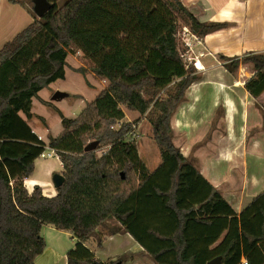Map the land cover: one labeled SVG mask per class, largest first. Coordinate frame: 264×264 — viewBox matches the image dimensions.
<instances>
[{
  "label": "trees",
  "instance_id": "1",
  "mask_svg": "<svg viewBox=\"0 0 264 264\" xmlns=\"http://www.w3.org/2000/svg\"><path fill=\"white\" fill-rule=\"evenodd\" d=\"M48 1L47 12L0 48V264H36L46 246L45 224L77 237L67 264L113 263L83 244L93 237L100 246L101 226L109 234L129 233L155 264H207L217 257L220 264H264V190L237 213L200 173L198 160L181 153L170 126L200 76L183 57L177 15L197 36L226 24L199 21L181 0H67L60 7ZM70 47L91 61L90 71L107 87L75 118L56 109L62 130L46 144L27 120L39 91L64 79ZM218 57L232 74L240 63L251 64L244 87L264 114L258 100L264 53ZM123 108L150 112L161 156L152 171L127 138L137 119L123 121ZM90 141L108 147L98 156L84 151ZM46 145L63 167L64 182L52 197L38 185L29 193L24 184Z\"/></svg>",
  "mask_w": 264,
  "mask_h": 264
},
{
  "label": "crops",
  "instance_id": "2",
  "mask_svg": "<svg viewBox=\"0 0 264 264\" xmlns=\"http://www.w3.org/2000/svg\"><path fill=\"white\" fill-rule=\"evenodd\" d=\"M181 2L199 21L220 22L226 26L203 36L192 37L191 62L200 76L186 89L183 99L170 117L173 140L184 156L192 155L198 160L203 177L219 189L239 213L254 196L264 190V114L244 87L245 81L254 74L251 64L240 63L236 73L232 74L221 64L218 56L222 54L228 58H241L251 52L264 53V0ZM90 73L92 77L95 75ZM100 81L97 87L89 83L88 89L92 90V96L107 87L105 79ZM42 90L32 100L33 116L27 122L32 131L47 143L48 136L59 135L62 128L57 135H53L48 130L45 117L33 110L34 104L51 106L55 112L56 109L63 111L51 97L42 98ZM258 100L264 106V90ZM80 103L85 107L82 100ZM123 110V121L130 122L140 117L131 132L135 131L137 136L135 143L139 157L142 159L144 155L151 159L153 155L149 147L153 146L154 140L151 125L145 123L147 112L141 116L138 111ZM37 118L39 121L44 120L43 128L37 125ZM36 160L33 172L24 179L25 187L30 193L38 185L43 195L52 197L57 193L52 181L56 163L54 160L44 161L39 166V172H36ZM56 162L61 172L63 168L59 156ZM144 163L152 171L160 161L154 167H149L147 161ZM41 235L46 246L35 263L67 264L66 253L78 242L77 237L69 230L57 229L51 224L43 225ZM64 237L67 242H64ZM83 244L103 262H115L119 256H124L122 264H155L129 233L109 234L108 231L100 246L96 245L93 237ZM126 255H130L128 260Z\"/></svg>",
  "mask_w": 264,
  "mask_h": 264
},
{
  "label": "rangeland",
  "instance_id": "3",
  "mask_svg": "<svg viewBox=\"0 0 264 264\" xmlns=\"http://www.w3.org/2000/svg\"><path fill=\"white\" fill-rule=\"evenodd\" d=\"M53 1L57 7H60L67 0H53ZM36 17L37 16L34 10V0H0V48L5 42L11 40L16 33H18L20 30H22L28 24H30L33 21V19H35ZM177 23H178L177 39L180 44L183 57L186 61L191 62L193 57L191 56L192 51L190 49V46H191V41L193 40L192 37L195 34H192L189 26L186 25V17L184 14L177 15ZM91 64H92L91 61L87 57H85L80 50H77L74 47L72 48L70 47L68 49L67 67H66L64 80L59 79L55 81L54 83L46 87L44 90H42L40 96L44 99H48L53 95L55 91L65 92L66 95L63 98L55 101L53 100V102L54 104H57L61 108L63 113H65L66 117H70V118L77 117L84 106V104L80 103V100H82L86 105L95 96V95L92 96V90L88 89V86H90L89 83L95 84L94 85L95 87H97L96 84H98L99 82L101 83L100 77L96 75L92 77L90 73ZM80 69H82V72ZM54 89L57 90L53 92ZM33 110L36 113H39L40 115L45 117V120L49 126L48 130L53 135H57L59 133V131L62 128L60 117L57 114V112L54 111L53 107L35 103ZM149 113L150 112H147L145 114V118L147 120L145 123L148 122L150 124L148 119ZM141 116H143V114H141ZM138 118L140 119V117ZM138 118H134L133 120L136 119L139 120ZM43 124H44V120L39 121L38 119L37 125L43 128L44 127ZM135 136L136 134L134 131V132H130L127 138L133 139L135 142V140L137 139L135 138ZM45 147H49V146L46 145ZM107 147L108 146H103L101 148H97L94 151L99 156L104 150L107 149ZM50 149L51 147L47 148L45 152H49ZM149 149H150V154L153 155L151 156L152 160L144 155H142V159L144 162L147 161V165L149 167H154L159 163V161H161L160 151L158 146L155 144V142L153 143L152 147H149ZM57 156L58 153L56 151L55 153L46 156L44 158L38 157L36 160V172H39V168H40L39 166H41L44 161L54 160L56 163L55 168L53 169L54 174L55 173L62 174L63 170L59 172L60 166L56 162ZM115 223H116L115 220H111L109 221L108 224L111 225ZM99 230H100V235L105 237L106 233L108 232V228L105 226H101L99 227ZM63 240L64 242H67L65 241L67 240L66 237H64ZM47 241H49L48 238ZM46 252L49 253L48 250ZM129 256L128 255L125 256L127 260ZM116 260L117 259H115V261Z\"/></svg>",
  "mask_w": 264,
  "mask_h": 264
},
{
  "label": "water",
  "instance_id": "4",
  "mask_svg": "<svg viewBox=\"0 0 264 264\" xmlns=\"http://www.w3.org/2000/svg\"><path fill=\"white\" fill-rule=\"evenodd\" d=\"M52 6V3L48 0H34V10L37 17H41L45 12H47ZM66 95L65 92L62 91H55L53 95L51 96L52 100H58L63 98ZM97 141H90L88 142L85 147L84 151H94L96 150ZM52 181L56 188L61 186L64 182V176L60 173H55L52 175ZM112 264H122L121 260H116ZM207 264H220L219 257L214 258L207 262Z\"/></svg>",
  "mask_w": 264,
  "mask_h": 264
},
{
  "label": "built area",
  "instance_id": "5",
  "mask_svg": "<svg viewBox=\"0 0 264 264\" xmlns=\"http://www.w3.org/2000/svg\"><path fill=\"white\" fill-rule=\"evenodd\" d=\"M47 148H49V147H45L44 151L40 154L39 157L44 158V157L49 156V155H51V154H53V153L56 152V150L53 149V148H51L49 152H45V150H46ZM243 261H244V260H243Z\"/></svg>",
  "mask_w": 264,
  "mask_h": 264
}]
</instances>
